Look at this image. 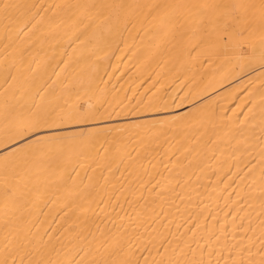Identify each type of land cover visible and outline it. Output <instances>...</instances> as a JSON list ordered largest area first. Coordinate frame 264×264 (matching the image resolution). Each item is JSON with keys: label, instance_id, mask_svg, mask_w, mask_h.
<instances>
[{"label": "bare ground", "instance_id": "6f19581e", "mask_svg": "<svg viewBox=\"0 0 264 264\" xmlns=\"http://www.w3.org/2000/svg\"><path fill=\"white\" fill-rule=\"evenodd\" d=\"M264 264V0H0V264Z\"/></svg>", "mask_w": 264, "mask_h": 264}, {"label": "snow or ice", "instance_id": "6c2138e0", "mask_svg": "<svg viewBox=\"0 0 264 264\" xmlns=\"http://www.w3.org/2000/svg\"><path fill=\"white\" fill-rule=\"evenodd\" d=\"M5 264H6V262H5Z\"/></svg>", "mask_w": 264, "mask_h": 264}]
</instances>
